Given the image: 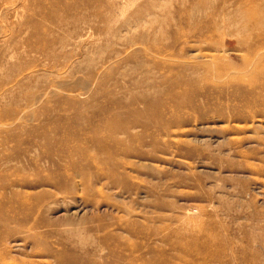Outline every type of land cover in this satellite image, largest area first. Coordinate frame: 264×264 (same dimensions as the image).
I'll use <instances>...</instances> for the list:
<instances>
[{"label":"rangeland","instance_id":"374dc122","mask_svg":"<svg viewBox=\"0 0 264 264\" xmlns=\"http://www.w3.org/2000/svg\"><path fill=\"white\" fill-rule=\"evenodd\" d=\"M0 264H264V0H0Z\"/></svg>","mask_w":264,"mask_h":264},{"label":"bare ground","instance_id":"6f19581e","mask_svg":"<svg viewBox=\"0 0 264 264\" xmlns=\"http://www.w3.org/2000/svg\"><path fill=\"white\" fill-rule=\"evenodd\" d=\"M257 57V56H256ZM247 86V85H246ZM246 119V118H245ZM113 127V126H112ZM111 130V129H110ZM113 131V130H112Z\"/></svg>","mask_w":264,"mask_h":264}]
</instances>
